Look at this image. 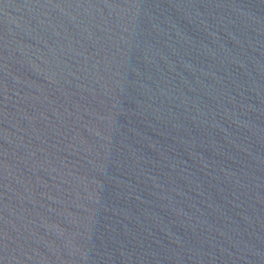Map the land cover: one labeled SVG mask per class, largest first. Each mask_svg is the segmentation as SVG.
<instances>
[{"label":"water","instance_id":"95a60500","mask_svg":"<svg viewBox=\"0 0 264 264\" xmlns=\"http://www.w3.org/2000/svg\"><path fill=\"white\" fill-rule=\"evenodd\" d=\"M55 264H264V0H38Z\"/></svg>","mask_w":264,"mask_h":264}]
</instances>
